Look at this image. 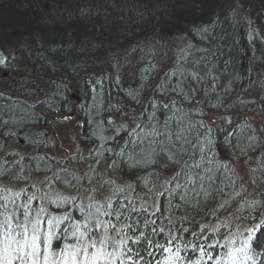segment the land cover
<instances>
[{"label": "trees", "instance_id": "16d2710c", "mask_svg": "<svg viewBox=\"0 0 264 264\" xmlns=\"http://www.w3.org/2000/svg\"><path fill=\"white\" fill-rule=\"evenodd\" d=\"M0 48L8 56L9 68H15L13 71L20 72L27 81V87L17 102L10 98L11 92L0 87V145H3L0 153L11 157L19 165L18 169H23L21 177L13 179L14 171L0 158V188L20 192L18 202H23L35 192L31 187L35 183L42 189L35 192L37 196L44 192L78 196L86 204L88 193L84 189L93 188L98 180L111 178L117 185L131 183L135 188V191L128 189L119 193L121 198L132 199L137 206L145 201L152 204L159 199L162 208L166 207L165 198L155 195L156 191L163 190L161 181L168 177L165 171L173 168L172 165L162 168L166 163L163 157L157 158L156 164L130 169L125 157L116 156L124 145V139H128L124 132L110 143L112 156L105 152L100 164L96 165L90 160L93 151L86 141L97 142L99 137L94 136L95 132L105 135L107 113H113L119 119L111 125L118 126L124 122L121 119L127 118L129 129H132L137 123L149 125V117L154 111L158 117L162 114L171 116L175 111L171 107L172 101L181 108V113H188L186 119L193 123L203 121L212 127L217 158L228 160L229 167H234L243 177V180L236 181L237 189L241 183L247 187V179L254 178L258 182L253 184V190L248 189L244 193V198L264 200V0H0ZM19 58L22 60L21 69H16L12 61ZM161 66L166 67L157 73L158 69H163ZM173 71L175 75L171 74ZM193 72L203 79H193L190 75ZM213 77L217 78L215 88ZM158 85L163 86L162 90H157ZM174 88L177 91H173ZM180 89L189 99L180 94ZM72 92L80 95L79 102L74 105L69 103ZM129 92L136 99L129 96ZM153 101L157 108L152 107ZM165 103L169 104V109L163 108ZM110 105L121 110L110 108ZM90 106L105 108L107 112L98 118ZM15 107L20 108L18 112ZM69 110H73L71 119L77 126L76 139H69L74 154L68 152L58 157L53 153L25 149L44 145L52 150L53 132L39 129L38 124H45L48 128L50 117L59 115V118L69 114ZM248 113L250 116L258 113L259 125L250 122L245 116ZM130 114L137 119L128 120ZM58 118L53 121H62ZM225 118H229L231 123H227ZM90 122L96 125L83 133L79 126H87ZM34 125L37 126L35 130L32 129ZM43 132L47 136L44 137ZM229 132L233 135L226 142ZM110 159H116L117 166L106 170L105 161ZM76 160H80L76 171L64 168L67 173L60 171L61 176L76 185L69 174L91 175L89 166L92 164L96 165L98 175L91 183L81 180L83 187L79 192V185L67 187L59 182L54 183L51 189L43 188L40 180L45 175L59 172L56 162L71 166ZM37 164L41 169L47 166L51 171L36 172ZM144 178L149 181L147 187ZM149 188L153 191L149 192ZM111 192L108 195L103 190V195L115 199L114 191ZM215 204V199L207 201L208 208H214ZM49 208L55 214L70 212L76 219L80 218L75 205L66 204L59 209L49 205ZM216 215L223 217L226 213L221 210ZM241 216L237 222L241 232L264 218V214L258 211L250 213L247 208ZM156 220L157 226L166 224L160 213H157ZM195 220L199 224L215 222L211 213L203 218L201 213H197ZM184 227L189 231L178 234L175 243H204L203 238L197 240L191 235L198 231L197 223L186 222ZM144 231L149 233L150 229L145 228ZM205 235H208L207 231ZM156 239L166 243L163 236ZM250 254L253 259L247 264H264V225L252 242ZM163 255L156 253V258L162 259ZM181 255L195 259L198 250L189 248L185 251L182 248Z\"/></svg>", "mask_w": 264, "mask_h": 264}, {"label": "snow or ice", "instance_id": "6c2138e0", "mask_svg": "<svg viewBox=\"0 0 264 264\" xmlns=\"http://www.w3.org/2000/svg\"><path fill=\"white\" fill-rule=\"evenodd\" d=\"M251 38L250 33L249 39ZM202 51L207 52L208 49ZM171 74L176 73L173 71ZM190 75L193 79H203L195 72ZM216 79L213 77V88ZM162 88V85L157 86V90ZM173 91L177 89L174 88ZM180 94H184L186 100L189 99L183 89H180ZM128 95L136 99L133 93L129 92ZM170 103L175 109L172 115L162 114L158 117L154 111L149 117V125L137 123L135 128L129 129L128 121H124L115 127V136L94 133L102 143L97 151L92 153L103 158L107 152L111 157L113 149L104 145L108 141L116 140L123 131L128 139L121 137L124 139V145L116 152V156L125 157L130 169L156 164L157 158L163 157L166 163L162 168L167 169L169 165L173 168L167 179L161 181L163 190L156 191L155 195L165 198L166 207L162 208L159 199L152 204L145 201L137 206L132 199L121 198L119 193L128 189L135 191V188L131 183L117 185L111 178L98 180L93 188L84 189L88 193L86 204L78 196L67 197L51 192L37 196L35 192L42 189L37 188L35 183L31 184L35 192L28 195L23 202H18L20 192H12L7 187L0 188V264H247V261L252 260L251 245L264 225V218L253 227L245 228L243 232L239 231L237 222L241 220V213L245 208L250 213L258 211L264 214V200L249 201L244 198V193L248 191L244 183H241L239 189L236 188V181L243 180V177L234 167H229L228 160L217 158L212 127L205 125L203 121L193 123L186 119L188 113H181V108L177 107L174 101ZM152 107H158L155 101ZM110 108L121 110L116 105H110ZM163 108L169 109V104H163ZM63 119L67 120L69 117ZM136 119L134 114L128 115V120ZM225 119L227 123H231L229 118ZM212 123L214 124L215 120ZM200 129L204 131L201 132ZM232 135L233 133L229 132L225 141ZM2 147L3 145H0V148ZM99 164L100 160L97 159L96 165ZM96 165L89 166L91 175L85 173L81 177L70 173L76 185L63 178L61 172L52 176L45 175L40 184L44 189H51L56 182L67 187L79 185V192L83 187L81 180L91 183L98 175ZM116 166V159L105 161L106 170L115 169ZM42 170L51 171L47 166L41 169L37 165L35 168L36 172ZM62 172L67 173V169ZM151 175L152 173H149V176ZM251 182L254 184L255 180ZM148 183V179L144 178L146 187ZM106 184L113 187L115 199L103 195ZM24 191L27 192V189ZM152 191L153 189L149 188V192ZM238 197L240 199H237ZM78 199H81L80 203H76ZM209 199H215L214 208L207 207ZM66 204L75 205L80 213L79 219L73 217L70 212L55 214L49 208V205H52L59 209ZM221 210L226 213L223 217L216 215ZM157 213L161 214L166 224L157 226ZM197 213H201L202 218L211 213L215 222L211 225L199 224L195 220ZM186 222L199 225L198 231L192 232L191 235L197 240L203 238L204 243H175L178 234L189 231L188 227H184ZM177 224L180 226L177 227ZM145 228L150 229V232L146 233ZM221 229L225 231L221 232ZM206 231L208 235H205ZM157 236H163L166 243L157 240ZM182 248L185 251L189 248L198 250V256L188 259L181 255ZM156 253L165 255L162 259H157Z\"/></svg>", "mask_w": 264, "mask_h": 264}, {"label": "bare ground", "instance_id": "6f19581e", "mask_svg": "<svg viewBox=\"0 0 264 264\" xmlns=\"http://www.w3.org/2000/svg\"><path fill=\"white\" fill-rule=\"evenodd\" d=\"M5 53V52H4ZM6 54V53H5ZM6 56H7V54H6ZM7 62H8V56H7V61H6V64H5V66L3 67V68H0V84H1V86L0 87H4V88H6V90L8 91V92H11L10 93V98L11 97H13L14 98V100H15V102H17V101H19L20 100V93L22 92V91H24L25 89H26V87H27V81L25 80V79H23V77H21V75L19 74L20 72H14L13 70L15 69H11V68H9V66H8V64H7ZM22 63V60H21V58H19V59H15L14 60V62L12 61V64L14 65L15 64V66H16V69H17V67L18 68H20L21 69V66H19L20 64ZM13 80H15V84H14V86H11L10 85V81H13ZM38 84V83H37ZM7 92V93H8ZM6 93V94H7ZM39 97V99H41L42 98V95H40V96H38ZM47 105V104H46ZM16 108V110H17V112H18V110L20 109V108H18V107H15ZM90 109H91V111H92V113H93V115L94 116H97L98 118H99V116H101V115H103V114H105L107 111L105 110V108H97L96 106H90ZM68 113L69 114H71L70 116L72 117V115L74 116V112H73V110H69L68 111ZM113 115V113H107V114H105V123L107 122V125H106V127H104L105 128V136H115V127L116 126H114V125H111V123H109V121H108V119L111 117ZM58 116L59 115H57V116H55V118L54 119H57L58 118ZM54 117V116H53ZM65 117V116H64ZM70 118V117H69ZM62 120H63V117L61 118ZM80 123H82V122H80ZM113 123V122H112ZM1 124H2V110H1V108H0V126H1ZM28 124V123H27ZM96 124H93V123H88V125L87 126H85V124H82V125H80L79 126V128H80V130L83 132V133H85L87 130H89V128L92 126V127H94ZM28 127H30V124H28L27 125ZM35 127H32V129L33 130H35L36 129V125H34ZM38 127H39V129H41V130H45V132H48L49 133V131H48V128H47V126L44 124V125H42V124H38ZM1 128V127H0ZM95 133H97V132H95ZM124 132L123 131H121V133H120V135H122ZM98 134H101V133H98ZM43 136L45 137V136H47L46 135V133H44L43 132ZM94 136H96V137H99L98 135H96V134H94ZM117 137H119V136H117ZM114 141V140H113ZM87 143H88V145H89V147L92 149V151H93V153L94 152H96L97 151V149L99 148V146L101 145V143H102V141L100 140V138L97 140V142L96 141H94V140H88V141H86ZM112 141H108L107 143H105V147H111L112 145ZM28 147V146H27ZM25 149H27V151H30V152H33V150L34 151H36V152H39V153H43V154H52V153H54L50 148H48V147H46V146H44V145H42V146H39V147H36L35 149H33V148H30V147H28V148H26L25 147ZM71 153H75V151H73V152H71ZM59 157V156H58ZM0 158H3V160L4 161H6L9 165H10V167H11V170L12 171H14V175H12L13 176V179H16V180H18L20 177H21V174H22V172H23V169L22 170H20V169H18V166L19 165H17V164H15V162H13L12 161V158L11 157H9V156H5L3 153H0ZM97 159H99L100 161H101V159H102V157H100V156H98V155H93V157L92 158H90V160H91V162L93 163V164H96V161H97ZM25 165H30V164H28V163H25ZM38 165V164H37ZM77 165H79L80 166V160H76V161H74L73 162V164H71V166L69 165V164H66V165H60L58 162H56V164H55V166L59 169V172L60 171H62L64 168H67L69 171H71V172H73V171H76V169H77ZM90 165H92V164H90ZM29 168H31V166H29ZM13 173V172H12ZM252 180H255L254 178H250V179H247V180H245V183H246V185H247V187H248V189H249V191H251V190H253V183L251 182ZM256 183H258V182H256L255 181V183L254 184H256ZM262 189L264 190V185L262 186ZM104 190V192H106L108 195H111L112 194V192L111 191H114V189H113V187L111 186V185H108L107 186V188H104L103 189ZM12 192H17V191H12ZM253 194H256V193H253Z\"/></svg>", "mask_w": 264, "mask_h": 264}, {"label": "rangeland", "instance_id": "374dc122", "mask_svg": "<svg viewBox=\"0 0 264 264\" xmlns=\"http://www.w3.org/2000/svg\"><path fill=\"white\" fill-rule=\"evenodd\" d=\"M165 67L161 66V68H163V69H158L157 73H160L161 71H163ZM37 78H39L38 75H37ZM37 83L39 84V81H37ZM69 96H70V101H69L70 105H74L75 103L79 102V100H80L79 93L72 92ZM250 114H252V113H250ZM70 115L71 114L61 115V117H59L58 119H61L64 116L65 117H70V118L67 119V120H62L61 119L62 121H60V122H54L53 121L54 118L50 117L51 118V123L49 124L50 126H48V131L51 134L53 132V142H54V144H53L52 151L54 152L53 154L55 156L61 157L64 153L71 152L72 146L70 145L71 141L69 143V139L70 138L76 139V137H77L76 122H75L74 119H71ZM245 116H247L248 119L250 120V122L253 123L255 126L259 125V121L257 120L259 118V117H257L258 113H253L252 116H250L249 113H248V115H245ZM111 117L114 119L113 123H115L117 120H119V119L116 118L115 115H112ZM126 119L127 118L121 119V120L126 121ZM168 170H171V169L169 168ZM168 170L165 171L167 174L169 173Z\"/></svg>", "mask_w": 264, "mask_h": 264}, {"label": "water", "instance_id": "95a60500", "mask_svg": "<svg viewBox=\"0 0 264 264\" xmlns=\"http://www.w3.org/2000/svg\"><path fill=\"white\" fill-rule=\"evenodd\" d=\"M0 61H2V62H0V68H3L5 66V64H6L7 56H6V54L4 53V51L1 48H0ZM14 84H15V80L10 81V85L11 86H14ZM108 121H109V123H112L114 121V119L112 117H110L108 119Z\"/></svg>", "mask_w": 264, "mask_h": 264}]
</instances>
